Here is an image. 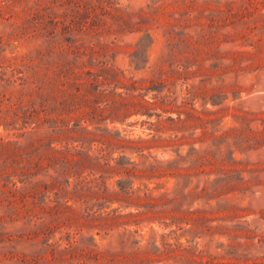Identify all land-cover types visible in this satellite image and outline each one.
I'll return each instance as SVG.
<instances>
[{
    "label": "rangeland",
    "instance_id": "rangeland-1",
    "mask_svg": "<svg viewBox=\"0 0 264 264\" xmlns=\"http://www.w3.org/2000/svg\"><path fill=\"white\" fill-rule=\"evenodd\" d=\"M84 2L132 20L117 34L114 19L100 15L108 25L103 33L57 34L50 43L33 14H47L55 3L0 0L5 171H20L41 154L46 165L45 157L67 144L94 159L108 152L117 159L85 173L86 198L71 177L69 207L31 188L35 197L26 204L57 205L52 241L66 244L84 224L74 235L86 238L87 253L106 251V264H264V0ZM55 12L64 17L67 8ZM67 66L103 112L71 138L54 120L43 122L54 88L41 87ZM25 169L34 175L13 176L6 189L47 179L40 169Z\"/></svg>",
    "mask_w": 264,
    "mask_h": 264
},
{
    "label": "trees",
    "instance_id": "trees-1",
    "mask_svg": "<svg viewBox=\"0 0 264 264\" xmlns=\"http://www.w3.org/2000/svg\"><path fill=\"white\" fill-rule=\"evenodd\" d=\"M49 1L55 4L45 7L48 11L47 14L40 13V10L35 8L33 19L39 17L36 23L41 25V32L45 33L43 36L50 43L57 41L54 39V36L57 34L59 36H73L74 34L99 35L103 33V29L108 25L97 19L100 15H110L114 19L115 24L118 26V29L114 30L117 34L125 31V26L132 20L131 17L113 13L102 5L87 4L84 0ZM57 1H60L61 4H56ZM57 5L67 8L64 17L57 15V12H55V6ZM107 30L110 31L111 29L107 28ZM60 75L57 79L54 76L49 80L45 79L41 86L48 89V84H51L54 88L47 95L48 99H46L52 106L45 104L43 107V110L49 112L51 115L47 114L43 118V122L47 123L49 120H54L55 130H58L60 134H68V137L71 138V133H75L80 129L86 130L87 125L83 123L89 121L90 123H95L94 121L100 122L97 119H101L100 117L103 116V112L94 104L95 101L89 96L88 93H91V91L87 90V82L82 80L80 73L75 71L74 68L67 66L66 70H60ZM55 91L62 94V97L53 96L52 93ZM32 115H35L34 110L32 111ZM170 119L174 120L172 117ZM71 121H73L72 126H70ZM0 143V150L6 149V144L2 141ZM101 155L94 159L90 154V150H85V148L79 149L77 145L71 147L67 144L63 149L57 150L55 154L46 156L45 158L48 159L46 165L42 163L44 154L40 155L38 161H30L24 165L20 171H5V168L8 166L7 158L0 162V183L4 181L3 187H5H0V209L3 212L0 215V264H106L104 262L105 258L102 257L106 254V251L94 254L91 252L89 254L84 248L86 238H76L77 233L83 229L81 227L84 224H77L78 232L74 233L76 235L72 234V232L68 233L66 244L61 241L62 237L56 241H52L50 237L51 232L55 231L54 229L59 226L54 224L56 217L51 210H59L56 208L57 205L43 206L36 210L26 204L27 196L32 195L28 191L31 188L47 196L45 199L51 197L53 193L54 200L51 198L49 199L50 202L55 201L58 204H64L69 207L71 197L68 196L70 191L66 187L71 186V177L77 179L74 186L80 188V198H86L87 193L83 192L85 190L83 184L86 183L88 175L85 173L87 171L98 172L104 169L107 170L106 166L110 164V161H117L115 157L111 156V152H108V154L102 153ZM120 158L122 160V156ZM103 159L106 162L102 163ZM118 163H121V161L119 162L118 160ZM26 166H33L36 169L44 171L43 175L47 179L36 182L21 180L24 184L22 189L18 187L17 182H13L14 189H6L8 182L13 176L21 178L23 176L26 177L28 173L34 175L32 170L25 169ZM50 169L54 171L52 174L50 173ZM185 174L180 172L178 177L182 178ZM61 179L64 182L63 184L61 183ZM19 192L21 194L19 200L22 204L21 208L14 206L18 202L19 197L17 195ZM3 193H6L5 199H1ZM32 197L35 196L32 195ZM18 221H21V226L17 225ZM7 223L13 224V226H6ZM260 241H262L261 246L263 247L264 240L261 239ZM229 246L238 253V246L234 244H229ZM250 246V244L246 245L248 249ZM219 264L235 263L221 262Z\"/></svg>",
    "mask_w": 264,
    "mask_h": 264
}]
</instances>
